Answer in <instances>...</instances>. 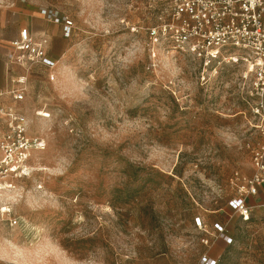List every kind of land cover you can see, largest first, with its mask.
<instances>
[{
    "label": "rangeland",
    "instance_id": "374dc122",
    "mask_svg": "<svg viewBox=\"0 0 264 264\" xmlns=\"http://www.w3.org/2000/svg\"><path fill=\"white\" fill-rule=\"evenodd\" d=\"M30 2L75 28L15 104L47 149L31 178L9 181L13 201L0 193L22 221L5 227L0 264H264V209L244 223L228 207L253 174L248 144L263 140L243 64L202 76L191 57L150 45L134 31L150 23V0Z\"/></svg>",
    "mask_w": 264,
    "mask_h": 264
},
{
    "label": "built area",
    "instance_id": "2783aa9c",
    "mask_svg": "<svg viewBox=\"0 0 264 264\" xmlns=\"http://www.w3.org/2000/svg\"><path fill=\"white\" fill-rule=\"evenodd\" d=\"M150 19L144 31L152 46H164L187 55L200 64L203 73L216 71L226 65L243 64V79L249 82L246 103L250 115L257 122L252 126L263 140L256 146L250 143L253 174L243 178L241 194L229 201L228 207L244 223L252 219L254 206L248 200L259 196L264 186V0H150ZM43 17L61 28L64 38L74 32V21L58 10L43 8ZM9 59L28 70L41 65L53 72L58 63L48 57L49 40L36 38L27 29L11 43ZM55 81V73H50ZM27 86L0 87V187L15 190L9 181L29 179L36 171L33 156L47 149V140L30 133V120L15 108L25 100ZM1 190V189H0ZM22 221L11 207H0V239L6 226L20 227ZM198 229L206 225L201 217L195 218ZM220 239L231 243L226 226L216 223ZM208 242V241H207ZM201 264H217L204 256Z\"/></svg>",
    "mask_w": 264,
    "mask_h": 264
},
{
    "label": "crops",
    "instance_id": "0c3cea01",
    "mask_svg": "<svg viewBox=\"0 0 264 264\" xmlns=\"http://www.w3.org/2000/svg\"><path fill=\"white\" fill-rule=\"evenodd\" d=\"M42 9L33 6L30 0H0V87L17 86L20 80L27 83L29 70L9 59L13 51L11 43L19 37L22 30L27 29L36 38L46 37L49 40L48 57L58 63L59 56L54 55L52 49L59 44L63 45L66 40L63 38L62 33L57 30L58 26L48 22L43 17ZM17 69L24 73H17ZM248 203L254 206L255 209H264V186L260 187L259 196L249 199ZM225 214L223 213L221 216L230 217L229 214ZM217 221L222 224L221 218H217ZM224 244L226 243L224 242Z\"/></svg>",
    "mask_w": 264,
    "mask_h": 264
},
{
    "label": "bare ground",
    "instance_id": "6f19581e",
    "mask_svg": "<svg viewBox=\"0 0 264 264\" xmlns=\"http://www.w3.org/2000/svg\"><path fill=\"white\" fill-rule=\"evenodd\" d=\"M0 189H1V190H0V193H4V194L6 193L7 195H8V193H11V192H9V191H11V190H7V189H5V190H7V191H3V190H2V187H0ZM13 199H14V197H11V196L8 195V200H9V201H13Z\"/></svg>",
    "mask_w": 264,
    "mask_h": 264
}]
</instances>
